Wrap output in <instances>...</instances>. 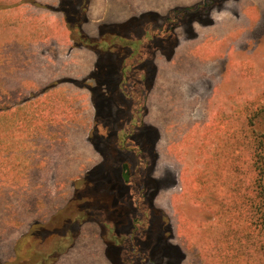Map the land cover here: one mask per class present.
<instances>
[{
	"label": "rangeland",
	"instance_id": "374dc122",
	"mask_svg": "<svg viewBox=\"0 0 264 264\" xmlns=\"http://www.w3.org/2000/svg\"><path fill=\"white\" fill-rule=\"evenodd\" d=\"M52 1L33 0L32 3H28L24 0H17L15 3L0 0V193L11 192L7 196L0 194V204L5 203V208H0V219L7 217L9 219V224L0 222V264H11L17 259L21 261L28 256L20 254L23 250V243L18 244V252L5 249L6 241H9L8 244L12 241L9 240L10 232L18 229L23 220L33 218L35 221L37 220L35 218L50 217L52 215L50 210L55 208L54 205L60 206L64 200L63 197L68 191L64 186L69 183L67 179L70 176L74 177L75 174L80 176L81 172L92 163V156L94 158L95 154L91 149V144L84 146L85 142H88V134L84 136L85 142L79 138L81 127L85 123L81 116V106L75 115L69 114L65 101L71 98H63L66 95L62 93L59 79L56 84L59 90L53 91L52 89V93L32 100L28 99L22 104H20L22 99L1 96L2 87L5 86L12 89H18L20 86L22 89L36 86L38 90L47 85L49 81L60 78L63 62L62 57L59 56L61 54L54 58L52 54L39 57L38 53L41 51L43 54L42 50L45 45L51 47L53 41H55L56 49L58 45L67 43V30L61 31L58 19L53 17L55 13L48 9L52 7ZM202 1L204 0H92L87 15L89 20L95 21L103 13L101 19L108 23H121L132 18L136 21L133 24L135 26L139 22L151 23L156 20L159 22L171 10L194 8ZM232 4L235 5L234 18H237V26L240 27L237 31L249 30L251 22L256 21L255 40L264 39V0H232ZM218 6L215 5L217 9ZM201 11L203 10L201 9L200 13ZM150 12H154L156 16L152 18ZM192 15L193 12H182L179 18L187 23ZM209 15L210 12L206 16L207 26H214L213 29L210 26L199 37L202 31L190 26L181 39V41L188 40L185 47L178 51L182 43H178L177 35L173 47L170 45L166 48L170 57H167L168 59L165 57L163 60L154 59L153 62L158 65L159 76L163 78V93L165 90L171 97L170 101L165 102V106L173 104V112L167 120L166 127L171 140L168 154L175 160L177 172L176 169L170 170V166L164 165L165 183L171 180L174 181L175 186L165 187L163 204L175 230L178 229L180 223L190 225L188 230L185 229L186 226L180 227L179 233L191 235L188 242L189 249L195 252L194 264H264V255L254 250L252 246L247 247L243 244L244 247H238L236 243L234 245L230 242L224 243V232L228 229L235 230L236 223L229 224L225 221V216L219 217L217 221L214 220L215 213L211 209L215 207L212 206L209 209L207 206L214 201V193L210 191L211 196L205 197L207 196L205 194H208L207 180L211 181L212 192L216 188L215 183L220 190L219 197H224L223 190L226 187L221 188V186H225L226 175L231 174L228 168L222 169L223 163L221 162L223 158L225 159V154L222 150L221 138L218 140L222 132L216 130L222 125L227 127L230 124H236L240 117L251 114L252 109L250 108L252 107L249 109L247 107L251 106L254 101H258L257 104L252 105L260 107L258 114L252 118V124L256 132L264 133V60L261 59L262 62L256 68L239 66L240 69L245 70L244 76L241 74L237 76L239 67H230L229 71L232 76L228 80L229 77L223 75L226 66L220 60L223 66L217 65L216 57L234 58L238 50H236L237 47H232L229 52H225L220 48L218 44L224 37V29L220 25L215 26L219 22L213 17L210 19ZM182 27L180 26L177 30V32L180 30L181 36ZM233 29L236 31L234 27ZM245 37L241 45L254 44L248 34ZM206 39L207 46H201L199 43ZM25 45L35 50L36 58H31V50ZM255 47H259L260 50L264 48V40ZM245 50V46L239 49L240 52H245ZM71 53L76 57V61L67 62V64L76 66L77 69L74 71L77 72L78 68L85 69L86 65L91 64V52L86 50L84 52L82 48V50L74 49ZM93 54L95 55L94 52ZM259 54L263 55L264 51L263 53L259 51ZM206 55L215 57L216 61L208 60L204 66L199 65L198 61ZM187 61L192 64L191 69L183 66ZM251 70L253 76H250ZM67 72L71 77L76 76L75 74L70 75L69 70ZM27 76L31 79L25 83L11 84L12 79L24 80ZM213 89L215 91L211 99L206 101L201 99V95L204 96V93ZM219 93L223 98L218 96ZM228 94L232 95L226 97ZM81 99L82 97H79L75 100L81 103ZM196 99H200L197 112L192 111V108L197 105L193 103ZM241 101L245 103L243 109L236 106ZM148 104L150 108V100ZM157 110L155 111L159 113L160 111ZM235 111H238V115ZM149 112L151 113V108ZM230 112L232 114H229ZM231 130L235 136L238 135L235 129L231 128ZM169 164L173 165L171 161ZM249 164V162H244L243 180L246 183L253 179L248 171ZM233 165L235 166L236 163L234 162ZM234 178H236L235 174H233ZM34 179L35 184L32 182ZM50 198L53 200L52 205L49 203ZM25 233L20 234L13 243V247ZM45 234V231L39 233L38 237ZM86 241H89L91 245L90 239L87 238ZM95 245L93 243L91 246L95 247ZM28 252L26 248L25 253L28 254ZM97 256H99L100 264H108L99 252ZM61 259L62 256L59 260Z\"/></svg>",
	"mask_w": 264,
	"mask_h": 264
},
{
	"label": "flooded vegetation",
	"instance_id": "af4514ba",
	"mask_svg": "<svg viewBox=\"0 0 264 264\" xmlns=\"http://www.w3.org/2000/svg\"><path fill=\"white\" fill-rule=\"evenodd\" d=\"M226 1L204 0L194 8L171 10L159 22H139L135 26L132 18L121 23L105 22L103 13L95 21L89 20L87 10L92 0H56L48 7L60 14L63 30H67L61 76L36 91L23 92L22 98L52 93L58 89L59 79L66 95L61 97L71 98L65 101L69 114L75 115L81 106L87 141L95 154L80 176L69 181L60 207L62 220H54L50 229H41L46 234L37 238V248L59 241L62 254L52 255L53 250L42 248L39 254L45 260L32 264H100L97 252L108 264H194L195 252L179 251V237L167 223L171 235L164 236L163 193L165 187L175 183L164 181L163 78L153 62L170 57L166 48L173 47L177 30L183 26L180 13L193 12L189 26L195 22L205 26L209 12L215 5L220 10ZM149 14L152 18L155 15ZM82 48L92 53L91 64L76 72L77 67L67 62L76 61L71 51ZM68 70L76 76H69ZM207 93L201 99L206 101ZM79 97L81 103L75 100ZM193 103L197 105L192 111L197 112L200 99ZM235 113L238 115V111ZM238 124L242 123L231 125ZM165 240L172 242L174 250L162 251ZM26 261L17 259L11 264Z\"/></svg>",
	"mask_w": 264,
	"mask_h": 264
},
{
	"label": "trees",
	"instance_id": "16d2710c",
	"mask_svg": "<svg viewBox=\"0 0 264 264\" xmlns=\"http://www.w3.org/2000/svg\"><path fill=\"white\" fill-rule=\"evenodd\" d=\"M27 100L28 99H22L20 104L25 103ZM257 103L258 101H254L252 105H255ZM252 105L247 107V109H249V107H252L250 108L252 109V113L246 115L238 121V123L242 121L243 129L241 128L242 130L237 131L238 133L235 132L238 134L237 136L233 134L230 127H222V134H219L218 136V140L219 138H221L222 140V150L225 154V159L223 158L221 162L223 163L222 169L228 168L227 170L231 172V174H228L225 177V186H221V188L226 187V189L223 190L225 196L219 197L220 190L219 188H217L218 186L215 183L214 186H216V188L214 189V192H212L211 181L207 180L206 190L208 194H205L207 195L205 197L207 198L208 196H211L210 191L211 193H214V201H211L210 204L207 205L209 209L212 206L215 207L214 209H211L215 213L214 220L217 221L219 217L225 216V221H227L229 224H231V222L233 224L236 223L235 230L228 229V231L224 232L225 244H228V242H230L233 243V245L236 243L235 245L238 247H244V245H246L247 247L252 246L254 250L264 255V133L256 132L253 128L252 118L254 117V115L258 114L260 107L258 105L256 107H253ZM234 162L236 163L235 166L233 165ZM244 162L250 163L248 171L249 173H251V176L253 178L252 180L250 179L248 183L244 182L243 180ZM233 174H235L236 176V178L234 179ZM181 193L182 192H180V194ZM52 201L53 200L50 198L49 203L51 204ZM205 202L208 203L207 201ZM60 206L56 211L54 209H52L53 211L50 210V213H52V215L50 214V217L48 216L43 220L36 218L37 220L31 223V225L25 231L26 233L18 239L17 244L15 245V250L18 252V244L23 243L22 249L24 251H20V254L28 255V259L24 258L27 261L24 263L21 262L20 264H32L35 261L44 259L43 257H41V254H39L40 251L44 250L42 248H49L50 250H53L52 255L57 252H63L61 248L62 245L59 244V241L57 240L52 241L50 246H48V244L46 247L44 245L40 248H37L38 235L43 231L41 229H50L52 227H50V224L54 222V220L57 223L60 222L64 217V213L62 212ZM163 211V219L165 221V238H168L169 235H171V232L167 231V223V226H171L173 233L177 237H179V251L181 253L188 252L190 250V244L188 240L191 235L182 232L179 233V228H184V226H186L185 229L188 230V226L190 225L188 223L187 225L180 223L177 227L178 229L175 230L172 224V220L169 214L165 211L164 207ZM47 220L50 221L47 222ZM179 222L180 221H178V223ZM182 222L186 223L185 221ZM210 225L212 226L213 224ZM205 226L207 228H210L208 225ZM238 239L240 240L239 242ZM171 246L172 242H170L169 240H165L162 251L174 250V248ZM26 248H28L29 250L28 254L25 253ZM60 248L62 250L61 252L59 250ZM29 257H33V259ZM188 259L189 258H187L186 261H188Z\"/></svg>",
	"mask_w": 264,
	"mask_h": 264
},
{
	"label": "crops",
	"instance_id": "0c3cea01",
	"mask_svg": "<svg viewBox=\"0 0 264 264\" xmlns=\"http://www.w3.org/2000/svg\"><path fill=\"white\" fill-rule=\"evenodd\" d=\"M16 1L17 0H9V2H15V3H16ZM55 1L56 0H53L52 2H55ZM27 6H29V5H27ZM222 6L220 7L221 8L220 10L217 9V7H214L213 10L210 12V15H209L210 19L213 17L216 21L219 22V24L217 23L216 25L213 23L215 26L220 25L221 28L224 29V37H223L222 40H220L221 42L218 45H220V48L223 51H225V52H229L232 49V47H234V48L237 47L236 50H238V54H236L234 56V58L233 57H229L228 59H220V57H216L215 54H214V56L216 57V60H218V61L215 60V57L206 55L205 57H203L202 59H200V61H198V64L201 65V66H204V64H206L208 62V60H210V61H216L217 62V65H222L224 63V65L226 67H225V70L223 71V75L225 77H229L228 80H230V77L232 76V75H230V71H229L230 70L229 69L230 67L231 68L232 67L238 68L239 66H241L242 68H244V67H255L256 68V67H258L260 65V63L262 62V60H264V54L263 55H260L259 54V51H261L263 53V51H264L263 49L264 48H262L260 50L259 47L256 48L255 46H256V44H260V42L262 40H264V39H262L261 41H256L255 40L256 37L254 35V29L256 28L255 26L257 24L256 21L255 22H251V24L249 26L250 27L249 30H247V31H241V32L240 31H237L240 27L237 26V24H238L237 18H234L235 17V15H234L235 5L232 4V0H227L226 3H225V5L223 7ZM194 7H196V6H194ZM52 13H54V12H52ZM197 13L199 14L200 11L197 12ZM53 17H56L58 19V26H59V28H61V31H62L63 30V23H62V21H60V19H61L60 14L55 13L53 15ZM197 24H198L197 22L191 24V28L193 27V28H195V29H197L199 31H202L200 33V36L199 37H201L202 33H205V31L211 26L210 25L208 27L207 25H205V27H204V25H201V26H203V27H201V26H199V24L198 25ZM189 27L190 26L186 22H183V27L181 29L182 36L179 33L180 30L177 32L178 39H179V42L178 43L179 44H180V42L182 43V45L180 46V48L178 49V51L182 47H185V44L188 43V40L187 41H185V40H182L181 41V39L183 38V33H187L185 31L188 30ZM233 27L236 29L237 32L233 29ZM210 28L213 29L214 26H211ZM251 29H252V31H251ZM247 34L253 39V42H254L253 45H251V44H243V45H241V43H243V41L245 40V38H246L245 36ZM61 36H63V35L61 34ZM206 41H207V39L206 40H202V42L199 43V44L201 46L206 45ZM54 42L55 41L51 42V47H49L48 45L47 46L45 45V47L42 50L44 53L43 54L39 53L40 54L39 57L40 56L44 57L46 55L51 56V54H52V56L54 58H57V56L59 54H62L61 53L62 52V45H58L57 46V49H56V45H55ZM249 43H252V41H249ZM242 46H245L246 47L245 52H240L239 51V49ZM253 46L255 48L250 49ZM25 47H26V45H25ZM26 48L29 49V50H31V53H30L31 58L32 57H35L36 58L35 50L34 49L33 50L30 49L29 46L26 47ZM46 51H47V53H46ZM59 56L62 57L61 55H59ZM219 60L222 62V64H220V61ZM194 63L197 64L196 61H194ZM169 65H172V64H169ZM183 66L186 67V68L191 69L192 64L190 63V61H189V63L187 61V62H184ZM201 71H203V69ZM206 71L208 72V70H206ZM244 71L245 70L240 69V67H239V74H237V76H240V74L242 76H244L245 75ZM206 73H204V74H206ZM215 73H217V72H215ZM208 75H209V73H208ZM250 76H253V71L252 70L250 71ZM28 79H31V78L29 76H27L24 80H22L21 78H17V79L14 78V79L11 80V84L15 85L16 82H19L20 84H22V83H25V81H28ZM4 88H5V90H4ZM36 90H37V87L36 86L33 87V88H28V89H26V88L25 89H22L21 86L18 89L17 88H13L12 89V88H10L8 86H5V87H2V92L3 93L1 92L2 93L1 96L2 97H7V98L8 97H13V98H18V99H24V98H22L23 92H25V91H36ZM214 91H215L214 89L213 90H210V92H208L206 94L207 100L208 99H211V96H212V94H213ZM5 93H8V94H5ZM231 95L232 94H228L226 97H230ZM169 96L170 95L167 94L166 91L164 90V93H163V143H162V145H163V167H164V165L166 167L167 166H170L171 167L170 170L176 169V172H177V165H175V160L173 158H171V156L168 154L170 152L169 150H170V146H171V140H170L169 133H167L168 128L166 126L168 125L167 120H168V118H170L169 116L173 112L172 111L173 104L170 103L168 106H165V102L171 100V97H169ZM218 96L220 98L221 97L223 98L222 94H220V93H219ZM204 100H205V98H204ZM244 104L245 103H243V101H241V102H239V104H236V106L237 107L239 106V108L242 107V109H243L244 108L243 107ZM230 107L233 108L234 106L233 105H230ZM229 114H231V112ZM227 120H228V118H227ZM241 123H242V121H240V124ZM227 127L233 128L236 131H238V125L237 126H234V125H231L230 124V126H227ZM241 128H242V124L239 125V130H242L243 129V128L242 129ZM81 129L82 130H81V132L79 134V138H80V140L82 139L85 142V139L86 138H84V136H86V134L88 132V129H86V127H84V126H82ZM88 144H89L88 142H85L84 146H87ZM170 161L173 164L172 166L169 164ZM51 169H52V167H51ZM48 173H49V171H48ZM43 174H45L44 171H43ZM174 175H176V173ZM77 176H79V174H75L74 177L73 176H70V178H68L67 180H69V179L72 180V179H74ZM53 178H55V177H53ZM29 182H30V180L28 181V183ZM32 182H34V184H35V179ZM64 186H66V188L69 190L68 183H67V185H64ZM13 189L14 188L12 187V190ZM67 192L68 191H66V193ZM10 193L11 192H8L6 194L5 193H0V194L7 196ZM58 195H60V194H58ZM163 197H164V193H163ZM54 206H55L54 210L59 207L57 204L54 205ZM163 207L165 208L164 204H163ZM0 208H2V209L5 208V203H3V204L1 203L0 204ZM17 215H18V212H17ZM33 220H34L33 218L32 219L23 220V222L21 223V225H19L18 229H16L14 232H10L9 240L11 239L12 241H11V244H8L9 241H6L7 243L5 244V246H7V247L5 249L10 250V251L11 250L13 251V243L17 240V238L20 236V234H22V233L25 232V230L29 227V224L32 223ZM0 222L2 224H9V219H8V217L7 218H3V219H0Z\"/></svg>",
	"mask_w": 264,
	"mask_h": 264
}]
</instances>
